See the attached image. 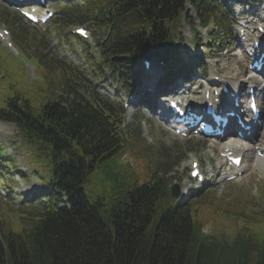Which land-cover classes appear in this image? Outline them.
<instances>
[{"label": "trees", "instance_id": "16d2710c", "mask_svg": "<svg viewBox=\"0 0 264 264\" xmlns=\"http://www.w3.org/2000/svg\"><path fill=\"white\" fill-rule=\"evenodd\" d=\"M200 1L194 3L205 21L209 11ZM183 5L184 0H95L82 8L81 20H102L113 30L121 53L131 52L136 59L142 55L144 35L150 32L158 42L170 23L175 20L177 26ZM51 63L45 71L47 87L23 92L33 100L26 95L5 99L0 116L19 127L24 148L48 168L46 174L61 192L44 211L22 212L2 224L0 264H251L247 257L241 259L244 248L230 249L202 236L193 213L197 203L175 204L173 178L167 176L171 168H165L170 162L159 170L167 159L163 151L154 157L156 171L142 179L122 157L129 154L140 165L149 161L152 148L131 127L121 128L119 118L98 100L90 102L73 92L78 102L65 106L53 100L51 90L46 99L40 98L53 84L71 86L68 69ZM47 147L56 158L47 154ZM41 153L45 162L38 159ZM62 191L68 204L59 206ZM253 240H259L257 234L250 238V248ZM256 245L264 253V240ZM260 258L253 264H264V255Z\"/></svg>", "mask_w": 264, "mask_h": 264}, {"label": "rangeland", "instance_id": "374dc122", "mask_svg": "<svg viewBox=\"0 0 264 264\" xmlns=\"http://www.w3.org/2000/svg\"><path fill=\"white\" fill-rule=\"evenodd\" d=\"M1 4V3H0ZM0 9L2 10V14H0V29H7L9 28L10 30H12L14 32L15 28L17 26H20L22 28H24V31L26 34L28 35H36V37L34 38L36 41L37 39H39V35H41V39H43L42 33L41 31L43 30V26H34L31 25L30 23H27L25 20H23L21 17L16 16L13 12L10 13L8 16L4 13L2 7L0 6ZM187 9H189L190 13L194 16V12L193 10L190 8V6L187 7ZM60 10V8H59ZM4 14L6 16H4ZM59 17V15H58ZM57 17V18H58ZM57 18L55 20H57ZM54 20V21H55ZM194 20L196 22H198V20L194 17ZM53 21V22H54ZM53 22L51 24H49V27L55 26V24L53 25ZM78 26V24H66V25H60V29H62V34H68L71 31V28ZM188 30V27H185ZM186 31V29L184 30ZM205 36V30H202L200 33V37L202 38V40H204ZM176 44L179 46L180 50H182V48H186V47H192L193 43L187 39H185L184 41L182 40H176ZM38 46L40 48H38ZM36 47L37 50L43 55L45 54L47 57L48 55L50 56V52L47 50V47L44 45L40 46L39 44L36 43ZM54 50V49H53ZM55 51V50H54ZM222 53H224L226 55V62H228V64L226 65V67L228 66V73H232L234 75L236 74H240L242 75L243 73V68L240 64V61L242 60L241 57L235 53V52H226L223 51ZM59 56L62 57V60L65 61H69L71 59H73L72 55L69 54V52H66V54L62 51L59 53ZM223 61L222 57H217V56H210L208 59V63H211V65H216L219 66ZM6 68L13 72L12 76H7L5 78L6 81H14V82H18L17 79L13 78L15 76V72H17L19 75L17 76L18 79L21 78V80H25V72H24V68L22 63L20 62L19 59L17 58H10L8 60V62L6 63ZM27 71L28 74L30 75V77L32 76V68L30 66L27 67ZM129 70H131L132 73H136L138 76H141V66L138 67L136 65L130 66ZM232 71V72H230ZM21 76V77H20ZM108 77V76H107ZM134 81H137L136 78L132 79ZM128 82L131 83V79H128ZM112 82L110 83H97L99 85V90L102 94L104 95H108V93L113 90L112 88ZM140 83V82H139ZM133 113L131 114L132 117ZM128 118V117H127ZM132 119V118H131ZM144 121L142 122V133L143 136L148 139V141L150 143H152L155 147H157V140L160 141V143L166 145L167 147H173V151L175 155H184L187 154L189 157H192V153L189 152L190 150H194L197 153H201L203 155L206 154L207 148L210 146V144H212L210 141V139H200L197 137H192V136H188L185 138L176 136L172 133L167 132L165 129L159 127L156 125V123H148L147 119L144 117L143 118ZM129 120V119H127ZM1 122V121H0ZM3 125L0 128V139L7 142L8 146H10V150H8L7 152L9 153H14L16 155V160H17V164L21 167L20 172H28L30 174H34L36 171H42L43 168H41L39 165L33 167L29 164L28 162V158H27V154L24 150H21V146H19L20 143V138L17 137V129L15 127L14 124L12 123H3L1 122ZM152 138L154 139V141L152 140ZM210 142V143H209ZM206 148V149H205ZM206 156V155H205ZM127 157H125V159H127ZM29 164V165H28ZM148 166L153 169L154 166L148 164ZM140 167H142L143 171L146 170V166L145 165H140ZM30 168V169H29ZM176 170L180 171L182 170V166L181 168H176ZM260 169H255L250 167V169L248 170V172L243 176V178L238 181V185H244L242 187L240 186H229L225 185L220 186V188H218L216 191H214L217 196H220V194L222 192L226 191V194H229L227 197H222L220 199H227L230 202H235L236 200H241V203L244 202L245 200L248 199H255L254 201L258 204H263L264 205V169L260 170ZM100 171L98 170L97 173H99ZM25 180V179H24ZM22 185L20 187H18L21 190H27L29 192H37L39 190H41V185L36 181V179L34 178V176L30 177L29 182L27 181V184L23 185V182L21 183ZM104 187L107 188L108 185L107 183H104ZM243 196V197H241ZM9 205V204H8ZM6 204L0 203V222L4 221L5 219H14V216L12 215L17 214V211L12 209V208H35V206H29L28 203L25 205H20L19 202H13L12 204H10V206H8ZM16 206V207H15ZM16 208V209H17ZM23 211H25V209H23ZM27 211V210H26ZM258 217H260L261 220L264 219V212L258 214ZM206 231V230H205Z\"/></svg>", "mask_w": 264, "mask_h": 264}, {"label": "bare ground", "instance_id": "6f19581e", "mask_svg": "<svg viewBox=\"0 0 264 264\" xmlns=\"http://www.w3.org/2000/svg\"><path fill=\"white\" fill-rule=\"evenodd\" d=\"M260 136H264V132L263 133H261V134H258V137H260ZM264 140V139H263ZM260 141H262V139H252L250 142H246V144H247V146H246V149L247 150H249V151H251L252 152V150L255 148V146H256V142H260ZM256 164H259L258 166H263L264 167V162H262L261 160L260 161H258V162H255ZM261 169H263V168H261Z\"/></svg>", "mask_w": 264, "mask_h": 264}, {"label": "water", "instance_id": "95a60500", "mask_svg": "<svg viewBox=\"0 0 264 264\" xmlns=\"http://www.w3.org/2000/svg\"><path fill=\"white\" fill-rule=\"evenodd\" d=\"M166 48H167V45H166V46H165V48H163V49H160V48H158V50H159V53H160V54H162V55L164 56V53H165V49H166ZM168 49H169V48H168ZM147 56H148V57H150V56H151V54H150V53H148V54H147ZM164 57H165V56H164Z\"/></svg>", "mask_w": 264, "mask_h": 264}]
</instances>
